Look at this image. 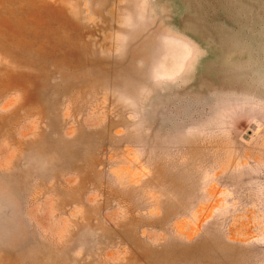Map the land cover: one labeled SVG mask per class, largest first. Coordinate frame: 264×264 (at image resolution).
<instances>
[{"label": "rangeland", "instance_id": "374dc122", "mask_svg": "<svg viewBox=\"0 0 264 264\" xmlns=\"http://www.w3.org/2000/svg\"><path fill=\"white\" fill-rule=\"evenodd\" d=\"M0 264H264V0H0Z\"/></svg>", "mask_w": 264, "mask_h": 264}]
</instances>
